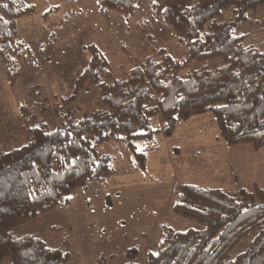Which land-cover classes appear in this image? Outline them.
I'll list each match as a JSON object with an SVG mask.
<instances>
[{
    "label": "trees",
    "instance_id": "1",
    "mask_svg": "<svg viewBox=\"0 0 264 264\" xmlns=\"http://www.w3.org/2000/svg\"><path fill=\"white\" fill-rule=\"evenodd\" d=\"M97 1L104 10L129 19L145 0ZM261 7L264 0H153V14L185 46L183 57L161 47L134 68L124 69L122 77H114L107 56L93 43L86 47L91 59L70 99L97 86L96 108L68 123L63 106L57 105L61 124L50 130L25 100L21 114L30 140L12 150L0 149V264L69 263L68 235L51 246L39 234H20L17 229L68 207L77 189L92 182L106 184L117 169L111 156L99 150L105 142L122 139L137 168L146 171L147 150L153 149L156 136L171 137L180 122L212 112L226 144L263 149L264 41L254 44L248 35L234 34L239 24L252 22L250 15ZM226 8L233 9L234 17L222 20ZM36 9L25 0H8L0 8V57L12 87L24 71L21 60L34 59L32 49L19 39L18 20ZM59 10L52 7L43 18L48 21ZM42 94L41 86H34L26 98ZM158 118L162 124L156 127ZM140 141L148 142L147 150H139ZM107 203L111 206L110 196ZM173 211L204 228H167L157 248L147 253L149 264H264V190L258 184L235 193L181 184ZM244 240H249L247 248L232 258ZM125 255L130 258L126 264H139L138 246ZM105 262L101 256L98 264Z\"/></svg>",
    "mask_w": 264,
    "mask_h": 264
},
{
    "label": "rangeland",
    "instance_id": "2",
    "mask_svg": "<svg viewBox=\"0 0 264 264\" xmlns=\"http://www.w3.org/2000/svg\"><path fill=\"white\" fill-rule=\"evenodd\" d=\"M7 1L0 0V8ZM25 1L37 9L18 20L19 39L32 49L34 59L21 60L24 71L16 87L10 85L0 57V149L5 151L30 140V128L21 114L25 100L50 130L61 124L57 105L63 106L68 123L98 106L97 86L70 99L76 80L91 59L88 45L94 43L102 49L114 77H122L124 69L134 68L161 47L177 57L185 54L175 31L153 14V0H145L140 12L129 19L104 10L97 0ZM56 6L59 12L46 21L43 15ZM233 17L232 8L219 16L222 20ZM250 17L252 22L239 24L234 34L248 35L249 42L260 44L264 41V7ZM34 86H41L42 96L26 98ZM155 122L156 127L162 124L160 118ZM148 147V142H138L139 150ZM150 147L147 170L143 171L137 168L133 152L122 139L99 145L102 154L111 156L117 173L106 184L92 182L77 189L68 207L49 211L17 232L37 233L51 246L60 245L68 235L72 241L68 264H98L101 256L106 258L105 264H126L130 261L126 252L135 246L139 247L135 261L149 264L147 253L157 248L167 228H204L198 220L173 211L179 185L196 184L235 193L256 183L264 190V148L255 151L249 145L226 144L212 112L180 122L173 136L158 135ZM248 242L242 241L231 257L243 252Z\"/></svg>",
    "mask_w": 264,
    "mask_h": 264
}]
</instances>
